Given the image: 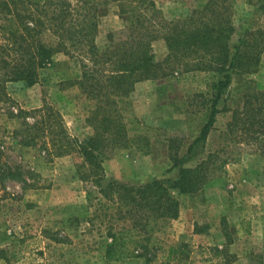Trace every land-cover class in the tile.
I'll return each mask as SVG.
<instances>
[{
	"label": "rangeland",
	"instance_id": "rangeland-1",
	"mask_svg": "<svg viewBox=\"0 0 264 264\" xmlns=\"http://www.w3.org/2000/svg\"><path fill=\"white\" fill-rule=\"evenodd\" d=\"M96 1V42L103 52L125 35L130 16L120 13L117 1ZM208 1L155 0L172 20L187 17ZM228 2L236 27L232 44L247 29H264V0ZM0 22L12 20L0 14ZM153 45L158 59L167 56L164 39ZM81 74V58L59 51L40 70L38 83L7 84L9 97L0 101V170H12L13 175L0 181V241L6 249L0 264H264V243L257 245L252 237L254 221L264 219V158L239 135L227 131V114L219 115L204 147L186 163L196 166L206 160V182L195 192H174L181 204L180 215L159 220L155 247L146 251L132 239L130 252L145 255L106 259V247L112 242L109 229L130 225L119 213V205H125L107 198L100 201L97 187L82 176L79 155L57 156L41 143L26 145L27 137L18 132L24 117L33 121L31 114L22 117L20 110L30 111L47 102L61 112L71 135L80 139L92 135V102L74 83ZM209 84L204 73L180 74L178 70L137 83L120 100L132 128V143L103 154L106 175L129 184L177 178L179 169L170 158L169 138L182 137L184 151L199 134L209 109L195 94L200 90L209 94ZM258 90H264V52L256 71L234 75L219 107H240L247 93Z\"/></svg>",
	"mask_w": 264,
	"mask_h": 264
},
{
	"label": "trees",
	"instance_id": "trees-1",
	"mask_svg": "<svg viewBox=\"0 0 264 264\" xmlns=\"http://www.w3.org/2000/svg\"><path fill=\"white\" fill-rule=\"evenodd\" d=\"M120 13L130 16L125 35L112 48L100 51L99 2L96 0H0V14L12 22H0V101L8 98L7 84L24 80L29 85L39 82L40 70L55 53L63 51L81 58L82 74L74 83L81 87L90 104L89 122L94 133L84 139L70 134L61 112L45 102L32 110L33 121L23 118L22 132L26 145H38L57 156L74 153L82 159V176L107 198L120 201V216L130 225L114 231L105 250L108 261L139 257L145 252L128 248L130 240L137 247L151 251L159 220L178 218L180 201L174 194L191 193L206 182L207 161L187 166L204 147L220 114H227L225 128L239 135L264 158V90L249 92L242 106L220 108L223 94L236 74H249L258 69L264 52V29H247L237 44H232L236 27L232 22L233 8L228 0H209L195 8L187 17L177 20L163 15L155 0H114ZM166 41L168 54L158 59L153 42ZM179 71L180 74L204 73L209 80L205 90L195 97L204 100L208 119L195 139L182 151V137L169 138V154L177 178H153L141 184H129L108 177L103 154L109 148L131 145L132 129L121 111L124 100L143 80L157 79ZM209 95V96H208ZM0 147V162L2 161ZM13 175L1 168L0 181ZM94 186V187H95ZM93 188V187H91ZM92 190V189H90ZM138 249V248H137ZM147 255V253H146ZM6 249L0 241V259ZM150 261V258L147 257Z\"/></svg>",
	"mask_w": 264,
	"mask_h": 264
},
{
	"label": "crops",
	"instance_id": "crops-1",
	"mask_svg": "<svg viewBox=\"0 0 264 264\" xmlns=\"http://www.w3.org/2000/svg\"><path fill=\"white\" fill-rule=\"evenodd\" d=\"M254 233L252 235L255 243L257 245H262L264 243V219L255 220L253 223Z\"/></svg>",
	"mask_w": 264,
	"mask_h": 264
}]
</instances>
